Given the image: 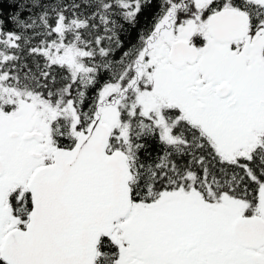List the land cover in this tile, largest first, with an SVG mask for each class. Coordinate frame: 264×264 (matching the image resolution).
<instances>
[{
    "label": "snow or ice",
    "instance_id": "6c2138e0",
    "mask_svg": "<svg viewBox=\"0 0 264 264\" xmlns=\"http://www.w3.org/2000/svg\"><path fill=\"white\" fill-rule=\"evenodd\" d=\"M0 264H264V0H0Z\"/></svg>",
    "mask_w": 264,
    "mask_h": 264
},
{
    "label": "trees",
    "instance_id": "16d2710c",
    "mask_svg": "<svg viewBox=\"0 0 264 264\" xmlns=\"http://www.w3.org/2000/svg\"><path fill=\"white\" fill-rule=\"evenodd\" d=\"M5 7H7V5L5 4Z\"/></svg>",
    "mask_w": 264,
    "mask_h": 264
}]
</instances>
